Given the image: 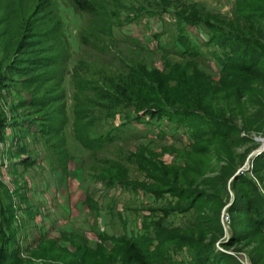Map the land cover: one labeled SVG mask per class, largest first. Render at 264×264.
Wrapping results in <instances>:
<instances>
[{"label": "rangeland", "instance_id": "obj_1", "mask_svg": "<svg viewBox=\"0 0 264 264\" xmlns=\"http://www.w3.org/2000/svg\"><path fill=\"white\" fill-rule=\"evenodd\" d=\"M242 5L0 0L2 264H136L132 244L157 264H187L196 247L231 255L222 264H264V233L228 209L246 192L237 174L264 196L253 164L264 57L241 72L217 30L264 46ZM131 70L153 89V113L133 107L140 89L111 101L105 82Z\"/></svg>", "mask_w": 264, "mask_h": 264}, {"label": "trees", "instance_id": "obj_2", "mask_svg": "<svg viewBox=\"0 0 264 264\" xmlns=\"http://www.w3.org/2000/svg\"><path fill=\"white\" fill-rule=\"evenodd\" d=\"M250 1L254 4L249 3L247 0H242V6L244 8H240L241 14L238 19L242 22V25H246L248 22L249 23L247 25H254V28H252L250 32H254V34L258 37V33L256 31L257 28L260 29L259 27H261L264 29V24H260V21L264 19V0ZM75 3L79 9H84L81 7L79 1H75ZM227 28L228 30L222 28H218L217 30L219 32H222L223 30L225 31L222 32V34L226 35L224 39L229 43L231 50H233L231 53L232 55L234 54L232 59L237 62V64L234 65L241 72L251 71L257 73L258 71L254 68V63L264 57V46H262L263 48H255L257 46L254 45V47L253 43L247 40L245 36H241L239 31H234L232 27L227 26ZM247 51L253 52L249 55L246 53ZM139 75V71L131 70V73L127 78L128 82H118L120 83L119 86H116L111 82H105L107 85L106 89L118 95L115 97L112 96L110 99L114 105L121 106L125 103L123 100L126 99L127 95L134 96L138 93L137 89H140V95H138L137 98H135V101L132 102L133 107L140 110L145 109L146 111H151V113H153L154 107L151 106L159 102H157L156 98L152 97L150 94V92L153 91L151 86L138 79ZM131 87H134L135 89H131ZM75 102L77 106L75 107L74 114L75 117H80V111L78 110L79 101L75 100ZM253 164L264 166V150L253 157ZM233 182L234 184L237 183L245 187L246 192L242 195L238 189L234 191V196L228 207L229 211L234 213L249 214L252 220V225L264 233V196L260 193L255 183L247 176L237 174L233 177ZM130 247L131 257L136 264H157L152 260L149 253L144 252L140 246L132 244ZM227 259H232L231 255L225 252L216 251L213 247L201 249L196 247L192 261L187 264H222L221 262ZM0 264H2V262H0Z\"/></svg>", "mask_w": 264, "mask_h": 264}, {"label": "water", "instance_id": "obj_3", "mask_svg": "<svg viewBox=\"0 0 264 264\" xmlns=\"http://www.w3.org/2000/svg\"><path fill=\"white\" fill-rule=\"evenodd\" d=\"M262 145H264V139H263V144H262ZM261 147H262V146H260V147L258 148V150L261 149ZM258 150H257V151H258ZM254 153H255V151H254L252 154H254ZM244 169H247V167H245Z\"/></svg>", "mask_w": 264, "mask_h": 264}]
</instances>
